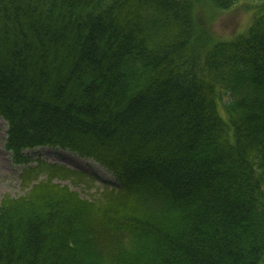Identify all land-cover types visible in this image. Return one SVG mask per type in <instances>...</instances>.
Listing matches in <instances>:
<instances>
[{"label": "trees", "instance_id": "16d2710c", "mask_svg": "<svg viewBox=\"0 0 264 264\" xmlns=\"http://www.w3.org/2000/svg\"><path fill=\"white\" fill-rule=\"evenodd\" d=\"M234 3L0 0L11 161L69 149L118 182L4 195L0 264H264V1L227 38L201 24Z\"/></svg>", "mask_w": 264, "mask_h": 264}, {"label": "rangeland", "instance_id": "374dc122", "mask_svg": "<svg viewBox=\"0 0 264 264\" xmlns=\"http://www.w3.org/2000/svg\"><path fill=\"white\" fill-rule=\"evenodd\" d=\"M235 3L227 8L211 9L204 20V27L210 37L227 38L244 30L257 11V7L264 0H233ZM199 16V15H198ZM200 20L201 17L199 16ZM227 94H222L219 108L228 100ZM6 120L0 115V199L4 195L12 197L22 195L28 186L36 180L51 177L53 182L65 184L76 190L81 197L96 199L105 192L106 185L118 184L115 175L89 158L81 157L69 149L53 146H37L23 153L30 156L29 163H15L9 150H6ZM57 165L50 169L46 164L36 169H26L27 165H36L37 161ZM24 172V175L22 176ZM24 177V179H23ZM118 186V185H117Z\"/></svg>", "mask_w": 264, "mask_h": 264}]
</instances>
